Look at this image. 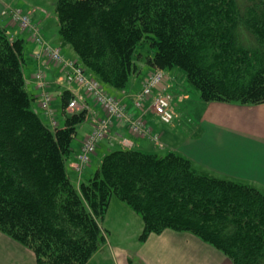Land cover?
Returning <instances> with one entry per match:
<instances>
[{"label":"trees","instance_id":"1","mask_svg":"<svg viewBox=\"0 0 264 264\" xmlns=\"http://www.w3.org/2000/svg\"><path fill=\"white\" fill-rule=\"evenodd\" d=\"M58 35L100 85L123 89L146 63L179 68L205 102L264 103V0H55ZM23 45L0 28V232L35 264H86L103 246L114 195L143 220L140 241L187 232L233 264H264V195L233 179L195 172L182 155L136 149L105 154L76 188L67 173L84 110L47 125L25 89ZM70 97L64 96V109ZM52 125V124H51Z\"/></svg>","mask_w":264,"mask_h":264},{"label":"crops","instance_id":"2","mask_svg":"<svg viewBox=\"0 0 264 264\" xmlns=\"http://www.w3.org/2000/svg\"><path fill=\"white\" fill-rule=\"evenodd\" d=\"M14 1L17 0H0V27L4 28L7 34L12 35V38L20 39L22 42L25 89L33 98L35 112L47 125L52 126L51 122L54 121L56 126L61 128L65 122L66 108L64 109L63 106L65 94H68L70 99L75 96L82 98L79 100V107H83L80 109L86 112V117L78 126L77 135L71 144V155L66 161L67 173L73 182L85 181L92 176L99 167L102 157L110 151L136 149L158 156L169 153L182 155L191 162L193 169L199 174L233 179L256 188L264 195V103L246 106L226 102H205L200 98L199 93L190 95L183 88H173L175 81L173 72L177 70L173 68L167 71L170 79L166 78L164 85H160L158 89L167 87L168 94L171 95L174 117L170 124L161 123L153 110V98L158 89H155L143 103L142 109L134 105L145 78L154 71V68L146 63V59H143L144 63L136 59L137 76L130 83L128 82L125 88L117 90L104 87V89L125 104L130 113L140 117L149 133L134 134L124 123H112L104 138L97 144L90 162L78 175L74 166L83 139L92 129L94 121L105 118L106 113L83 89L63 80V67L42 52L31 32L20 30L12 22L6 14V9L17 8L29 14L47 44L59 48L66 60L78 62L79 59L72 47L58 35L57 16L51 17L47 10L36 6L25 10L16 6ZM53 22L57 34L48 36L50 23ZM25 68L28 71L26 73ZM37 72L43 74L45 91L51 96L52 119L44 115L41 109L40 89L35 78ZM86 74L94 78L91 73L86 72ZM183 84L185 85L186 82ZM152 135H156L157 140H154ZM94 164H96L95 168ZM120 202L117 203L120 208L119 216H130L135 220L136 226L141 224L137 235L136 233L129 235L123 230V235L127 236L124 238L132 240L139 236L136 243L138 248L131 249L120 245L110 247L106 236L102 249L94 253L86 264H91L97 257L103 262H112V264H233L223 253L187 232L166 229L159 234H149L144 241H140L143 230L142 217L140 219L139 213L128 204L121 200ZM105 231L108 234L106 229ZM101 256H104V260ZM0 264H34V259L31 253L15 246L14 240L0 233Z\"/></svg>","mask_w":264,"mask_h":264},{"label":"built area","instance_id":"3","mask_svg":"<svg viewBox=\"0 0 264 264\" xmlns=\"http://www.w3.org/2000/svg\"><path fill=\"white\" fill-rule=\"evenodd\" d=\"M9 17L13 23L18 25L20 30H28L37 45L41 47L47 57L52 61L60 64L63 67V80L68 84H75L83 89L85 93L96 102V104L106 113L105 118L96 119L93 123L92 129L84 137L80 153L77 156V163L75 170L79 174L84 170L90 162L92 154H94L97 144L104 138L110 126L114 122H121L127 125L129 130L134 134L146 135L149 133L148 128L140 117L134 116L127 110L125 104L119 99L109 94L100 83L89 76H86L83 68L78 62L66 60L60 53L59 48L47 44L34 24H32L29 14L23 13L20 10L9 11ZM37 86L40 89V105L44 115L51 117L53 110L50 107L51 96L45 91L44 76L41 72L35 74ZM165 74L162 71L156 70L150 73L144 80L142 88L136 95L134 105L142 109L143 103L151 96L155 89L165 83ZM82 98L75 96L68 101L66 111L79 110V100ZM82 110V109H80ZM153 110L159 121L164 124H170L173 120L174 114L171 106V95L167 92V87L158 89L153 98ZM52 126H56L55 122H51ZM154 140H157L156 135H152Z\"/></svg>","mask_w":264,"mask_h":264},{"label":"rangeland","instance_id":"4","mask_svg":"<svg viewBox=\"0 0 264 264\" xmlns=\"http://www.w3.org/2000/svg\"><path fill=\"white\" fill-rule=\"evenodd\" d=\"M14 2L16 4V6H18L20 8H24L25 10H29V8H32L33 6H36L37 8H44L45 10H47L50 13L51 17H56L55 16L56 15L55 14V7H54L55 0H17ZM15 9H17V8L9 7L8 9H6V14L9 16V13H10L9 11H11V10L13 11ZM17 10H20V9H17ZM20 11H22V10H20ZM31 21H32V19H31ZM49 21L50 22L52 21L51 18ZM32 24H34L33 21H32ZM50 25H51V27H50V32L48 33V36L53 35V34H57L56 29H55L56 25L54 24V22L50 23ZM1 29L5 30L4 28H1ZM25 31H28V30H25ZM7 36H9L11 39H14V38H12V35H10V34H7ZM17 40H20V39H17ZM155 50H156V48L151 43V40H143L137 46L136 51H135V54H138L139 56L136 55L135 57H137V60H142V62L144 63L145 60H143V59H146L147 55H152L155 52ZM174 68H176V67H174ZM170 69H173V68H165V69L154 68V71H156V70L162 71L163 73H165V78L170 79V77L167 74V71ZM24 72L25 73L28 72L27 68H25ZM135 76H137V74L132 75V77L129 80V83L131 82V80ZM173 79L175 80L173 83L174 89H176L178 87L183 88L185 90V92L190 94V95H193V93H199L198 90L192 84H190L189 79L186 77L185 73L182 70H180L179 68H177V70H174ZM183 82H186V84L184 85ZM95 167H96V164H94V168ZM85 168H83V169H85ZM77 173H78V175L81 174V173L79 174V171ZM92 176H90L88 179H90ZM73 183L76 186V188L79 187L80 182L74 181ZM119 202H120V200L116 196L113 195L111 197L110 202H109V207H108V210L106 213V217H105L104 222H103V227L108 231V234H107L108 242L107 243L110 244V247L111 246H113V247L118 246L119 247V245H120L122 247L126 246V248L136 249V248H138L136 243H137V239L139 236L134 237L132 240L129 238H124L126 235L125 234L123 235V230H126L127 234H129V235H133L135 233L137 235V230L139 229V226L141 224L139 223L138 226H136L135 220L132 219L130 216H122V217L119 216L120 208L118 207V204H117ZM139 217L141 219L140 214H139ZM139 222H140V220H139ZM105 242H104V244H105ZM14 243H15V246L16 245L19 246L20 249H25L26 251L31 253V255L33 256V259H34V264H35L34 253L31 250L27 249L26 247L20 245L19 243L15 242V241H14ZM108 244H107V246H108ZM107 246H105V247H107ZM102 247L103 246H101L100 249L97 251H100L102 249ZM101 257L104 260V256H101ZM91 264H112V262H103V261L99 260L97 257V258H94V260L92 261Z\"/></svg>","mask_w":264,"mask_h":264},{"label":"bare ground","instance_id":"5","mask_svg":"<svg viewBox=\"0 0 264 264\" xmlns=\"http://www.w3.org/2000/svg\"><path fill=\"white\" fill-rule=\"evenodd\" d=\"M130 145V144H129Z\"/></svg>","mask_w":264,"mask_h":264}]
</instances>
